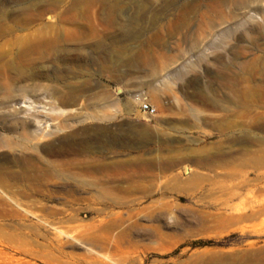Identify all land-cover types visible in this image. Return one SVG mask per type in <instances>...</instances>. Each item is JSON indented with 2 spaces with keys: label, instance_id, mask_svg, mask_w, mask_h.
<instances>
[{
  "label": "rangeland",
  "instance_id": "obj_1",
  "mask_svg": "<svg viewBox=\"0 0 264 264\" xmlns=\"http://www.w3.org/2000/svg\"><path fill=\"white\" fill-rule=\"evenodd\" d=\"M24 36L48 57L0 104V136L36 131L28 152L83 199L57 181L0 200V264H264V164L246 163L264 102L244 112L230 83L264 63V0H0V52Z\"/></svg>",
  "mask_w": 264,
  "mask_h": 264
},
{
  "label": "bare ground",
  "instance_id": "obj_2",
  "mask_svg": "<svg viewBox=\"0 0 264 264\" xmlns=\"http://www.w3.org/2000/svg\"><path fill=\"white\" fill-rule=\"evenodd\" d=\"M29 41L30 39L27 38V36L22 38L18 37L17 44L12 46L7 51L5 50L4 52H0V104L2 105L8 103L10 100H13V91L17 89L16 82L29 76H33L36 66L48 57L47 50L49 49V45L46 42L37 41L36 44L30 45ZM248 65L244 64L239 69L242 77H233V80L230 82L232 88L239 90L238 103L241 108H243L244 112L249 110L250 107L248 104L250 101L264 102V63L258 67H253L251 64L250 66ZM12 74L16 76L15 79H11ZM255 75H259L261 78L255 80ZM18 90L22 92L25 91L23 88H18ZM16 114V110H9L6 115H2L4 120L11 118L13 121L9 126L10 131H15L18 126H20L23 130L27 127V124L23 120L17 119ZM32 119L36 123H47L46 116L37 115ZM260 128L264 129V123L261 124ZM41 136L44 137L46 134L42 132ZM37 137H39V134L36 131L33 133L23 132L17 137L0 136V148H9L11 145L19 146L20 150H18V152L21 160V163L16 171L0 173V200H11L16 197H30L31 195L41 194L51 195L57 193L51 189V186L57 181L64 182V186L67 187L62 191H58V193H61L67 198L83 199L80 197L81 193L75 190L72 187L73 185L69 184L78 183V174H74L70 169V172L65 173V171H59L57 169L51 170L49 167L39 165L36 162V156H34L37 151L34 150L35 153L33 154L28 152L29 149L27 147L31 145V142ZM32 148L34 149L35 146L32 145ZM193 161L199 165L203 163L202 158H196L193 159ZM246 163L263 165L264 158L258 156L256 153H253ZM89 169L90 167H83V171H89ZM97 170L100 174H102L104 165L100 164L97 167ZM66 183L68 184L66 185ZM99 192H102V189H100ZM89 198H91L89 195L84 197V199ZM123 236L124 233H121L120 237ZM12 239L13 238L8 236L6 238H2L0 235V244L13 243L14 241ZM0 255L5 254L0 250ZM8 258L13 259L14 257L10 256ZM13 260L17 262L21 261L20 258L17 259L16 257Z\"/></svg>",
  "mask_w": 264,
  "mask_h": 264
},
{
  "label": "built area",
  "instance_id": "obj_3",
  "mask_svg": "<svg viewBox=\"0 0 264 264\" xmlns=\"http://www.w3.org/2000/svg\"><path fill=\"white\" fill-rule=\"evenodd\" d=\"M140 109H141L143 112H146V113H150V114H154V113H155V109L152 108L150 105H148V104H146V103L141 104Z\"/></svg>",
  "mask_w": 264,
  "mask_h": 264
}]
</instances>
